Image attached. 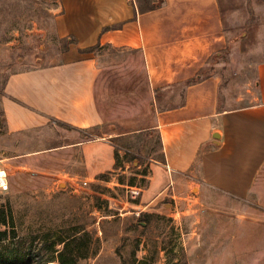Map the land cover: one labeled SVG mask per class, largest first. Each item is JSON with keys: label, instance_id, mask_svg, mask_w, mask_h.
Here are the masks:
<instances>
[{"label": "crops", "instance_id": "0c3cea01", "mask_svg": "<svg viewBox=\"0 0 264 264\" xmlns=\"http://www.w3.org/2000/svg\"><path fill=\"white\" fill-rule=\"evenodd\" d=\"M151 1L154 9L139 12L135 0H57L53 33L65 49L56 63L9 77L7 134L52 142L36 152L62 159L57 174L68 186L109 174L114 187L138 190L129 214L193 215L227 200L264 211V61L252 71L251 103L223 107L224 80L209 69L227 47L221 0ZM113 51L140 59V114L123 113L128 88L98 90L108 71L102 59ZM131 92V102L142 93ZM126 175L140 183L119 185ZM246 212L249 239L261 216Z\"/></svg>", "mask_w": 264, "mask_h": 264}, {"label": "rangeland", "instance_id": "374dc122", "mask_svg": "<svg viewBox=\"0 0 264 264\" xmlns=\"http://www.w3.org/2000/svg\"><path fill=\"white\" fill-rule=\"evenodd\" d=\"M57 7V0H0V172L5 173L8 186L6 191H0V206L11 203L18 228L21 227L19 237L27 239L32 252H35L39 244L31 241L34 234L63 227L61 219L53 217L60 212V202L52 198L55 195L74 196L79 199L77 208L90 212V215L83 216L99 221L104 219L102 215L106 213L117 214L120 220L119 235L103 242L96 258L78 264H120L116 248L125 244V249L121 250L124 258L134 233H123L133 220L138 224V261L148 257L150 243L155 242L158 258L154 264H264L262 208L247 202L227 200L203 210L195 207L191 210L195 211L193 215H190V210L186 215L181 209L182 212L173 217L167 214L156 217L150 213L138 218L139 214H129L134 209L126 205L127 202H135L138 196L133 199L128 189L114 187L110 175L108 182L96 181L85 186L80 184L84 180L79 176L78 186H68L69 178L57 174L62 159L57 160L53 155L42 157L41 153L36 152L41 147L53 145L52 142L40 141L37 133L7 134L2 105L9 77L56 63L65 48V43L59 42L53 33ZM221 7L227 47L210 61L209 69L222 75L224 80L223 107L248 105L252 98L250 94L254 92L253 68L264 61V0H221ZM101 65L108 71L99 80L98 90L128 88V96H122L128 99L130 105H127L128 112L123 113L140 114L135 111L141 105L140 99H145V93L142 91L144 79L138 56L108 52ZM134 90L142 93L133 95L136 100L131 102L130 95ZM237 98H241L239 103L234 102ZM131 107L134 109L130 110ZM148 113L147 110L143 112ZM50 128L54 133L62 129L58 124L50 125ZM149 145V148L155 149L156 142L152 141ZM126 176L140 183V179ZM95 185L106 189L101 196L104 203L100 210L92 207L93 197L98 194L93 189ZM78 209L74 212L78 213ZM248 209L261 216H256L260 223H256L254 237L249 239ZM230 213L235 215L231 217ZM236 216H239L238 219ZM146 223L148 226L145 228ZM94 228L100 236L98 225ZM121 239L126 241L122 242ZM37 263L35 260L32 264Z\"/></svg>", "mask_w": 264, "mask_h": 264}, {"label": "trees", "instance_id": "16d2710c", "mask_svg": "<svg viewBox=\"0 0 264 264\" xmlns=\"http://www.w3.org/2000/svg\"><path fill=\"white\" fill-rule=\"evenodd\" d=\"M139 5V12H146L154 9L151 0H135ZM66 45V43H65ZM65 49V48H64ZM196 80H191L186 84H192ZM127 157V156H126ZM129 157V156H128ZM116 154V161L118 162ZM135 157L130 156L127 160L132 163ZM137 160V159H136ZM118 167L117 163L114 170ZM109 174H102L97 176L98 182H107ZM132 178L119 176V185L132 186ZM93 189L98 194H95L93 208L100 210L102 203L101 196L106 193V189L99 185L93 186ZM52 200H59L60 211L57 215L53 216L56 219H61L63 227L57 230H52L44 233L34 234L31 241L39 244L38 249L32 252L31 247L28 245V240L19 237V229L17 218L10 202L0 206V264H32L35 260L37 264H78L81 261L94 259L98 255L101 245L109 238H115L119 235V218L117 214L102 215L99 221L97 219L83 215H90V212H83L78 206V198L74 196H54ZM79 210L78 213L74 212ZM85 213V214H84ZM52 214V213H51ZM112 219H107L108 217ZM141 214L138 218L144 217ZM88 219V221H87ZM98 225L99 232L94 228ZM148 226L146 223L145 228ZM108 227L111 229H108ZM137 222L133 220L128 229L124 231L134 233L130 241L129 249L126 251L125 257H122L121 250L125 249V244L116 248V255L120 259V264H154L158 258V250L155 242L150 243L148 250V257L142 261H138L136 254L138 252L139 238L137 234ZM122 242L126 240L121 239ZM162 250V248H160ZM183 258V257H182ZM178 264H187L180 262Z\"/></svg>", "mask_w": 264, "mask_h": 264}, {"label": "built area", "instance_id": "2783aa9c", "mask_svg": "<svg viewBox=\"0 0 264 264\" xmlns=\"http://www.w3.org/2000/svg\"><path fill=\"white\" fill-rule=\"evenodd\" d=\"M2 173V175H0V191H6L8 186H7V180H6V176L4 172H0ZM84 186L86 184H83ZM130 194L132 196V198L134 199L135 197H137L139 195V191L132 189L130 190Z\"/></svg>", "mask_w": 264, "mask_h": 264}, {"label": "water", "instance_id": "95a60500", "mask_svg": "<svg viewBox=\"0 0 264 264\" xmlns=\"http://www.w3.org/2000/svg\"><path fill=\"white\" fill-rule=\"evenodd\" d=\"M213 139H218V136H217V135H214V136H213Z\"/></svg>", "mask_w": 264, "mask_h": 264}, {"label": "bare ground", "instance_id": "6f19581e", "mask_svg": "<svg viewBox=\"0 0 264 264\" xmlns=\"http://www.w3.org/2000/svg\"><path fill=\"white\" fill-rule=\"evenodd\" d=\"M0 175H2V173H0Z\"/></svg>", "mask_w": 264, "mask_h": 264}]
</instances>
